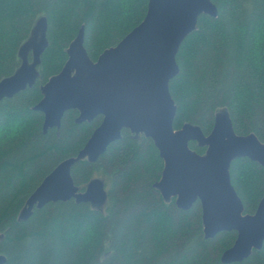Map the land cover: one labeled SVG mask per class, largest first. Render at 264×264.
I'll use <instances>...</instances> for the list:
<instances>
[{
    "label": "trees",
    "instance_id": "trees-1",
    "mask_svg": "<svg viewBox=\"0 0 264 264\" xmlns=\"http://www.w3.org/2000/svg\"><path fill=\"white\" fill-rule=\"evenodd\" d=\"M217 16L202 14L178 49V74L169 81L176 105L174 129L184 123L208 134L215 112L227 109L238 134L264 141V0H211ZM147 0H0V79L20 64L17 51L40 15L48 22V45L32 87L0 101V254L3 264H225L221 253L236 232L205 238L201 204L179 209L163 199L154 183L163 161L152 139L123 129L94 162L76 161L71 176L83 190L93 178L105 184L101 209L74 199L19 213L29 194L62 160L77 155L101 115L77 123L67 110L59 128L43 131V113L33 109L40 86L57 74L66 49L83 25L84 47L92 60L116 45L141 22ZM31 55H29V59ZM189 147L205 152L190 141ZM230 181L244 213H254L264 195V168L235 158ZM230 264H264V243Z\"/></svg>",
    "mask_w": 264,
    "mask_h": 264
},
{
    "label": "water",
    "instance_id": "water-1",
    "mask_svg": "<svg viewBox=\"0 0 264 264\" xmlns=\"http://www.w3.org/2000/svg\"><path fill=\"white\" fill-rule=\"evenodd\" d=\"M202 14L216 17V5L211 0H147L141 22L116 45L104 49L96 60L84 47V29L80 26L66 49L63 67L40 86L42 98L33 109L43 113L44 132L59 128L70 109L78 110L77 123L97 115L102 120L77 155L59 162L40 181L19 217L26 219L34 208L70 199L101 209L107 199L103 180L93 177L80 190L73 182L71 167L80 159L96 161L109 144L121 137V131L128 129L132 134L149 137L157 148L163 169L154 187L164 200L174 197L182 210L198 200L205 238L221 231L236 232L233 244L221 253V262H241L252 250L262 248L264 195L254 213H244L242 200L230 181L229 167L235 158L247 157L264 168V141L253 132L236 133L225 108L215 112L207 135L197 124L173 127L176 105L169 81L179 72L176 54L180 44L196 29ZM47 29V17L40 15L18 48L20 64L0 79V101L36 82L37 67L48 45ZM190 141L205 146V152L191 149ZM5 261L0 254V264Z\"/></svg>",
    "mask_w": 264,
    "mask_h": 264
},
{
    "label": "flooded vegetation",
    "instance_id": "flooded-vegetation-1",
    "mask_svg": "<svg viewBox=\"0 0 264 264\" xmlns=\"http://www.w3.org/2000/svg\"><path fill=\"white\" fill-rule=\"evenodd\" d=\"M122 132V131H121Z\"/></svg>",
    "mask_w": 264,
    "mask_h": 264
}]
</instances>
